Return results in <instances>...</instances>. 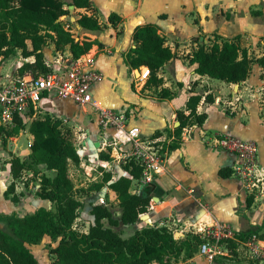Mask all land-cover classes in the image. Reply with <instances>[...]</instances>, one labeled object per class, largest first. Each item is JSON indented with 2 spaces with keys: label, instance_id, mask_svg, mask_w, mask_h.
Returning <instances> with one entry per match:
<instances>
[{
  "label": "crops",
  "instance_id": "0c3cea01",
  "mask_svg": "<svg viewBox=\"0 0 264 264\" xmlns=\"http://www.w3.org/2000/svg\"><path fill=\"white\" fill-rule=\"evenodd\" d=\"M92 2L90 8H79L75 5L66 7L74 10L76 15L74 17L76 31L80 34V37L74 34L76 39L80 42L85 40L95 42L91 52L87 54L93 57L95 67L102 73L92 89L93 98L99 106L125 113L127 126L138 127L144 139H151L157 130H161L163 138L166 139L165 146H168L172 139L166 137L165 129H174L180 124L178 111L189 113L187 102L191 95H201L202 100L197 111L208 114L203 125L193 124L184 128L183 142L179 149L170 151L164 147V171L156 175L153 182L154 202L148 212L151 223L141 217V221L136 224L120 222L115 229L121 234L122 231L128 233L122 234L127 237L147 225L167 226L176 237H184L188 231L202 234L205 229H213L217 225H225L232 235L261 225L264 222V156L259 157L258 147V175L262 179L258 186L249 187L244 176L236 170L239 166L238 155L222 147L219 139L223 136H233L240 140H255L258 145L256 134L249 131L248 126L242 134L234 131L232 126L241 118L238 111L240 114L241 111L243 113L247 111L246 103L251 97L257 98L258 114L264 119L261 112L264 107H261L260 103L263 91L256 92L257 87L264 89L263 68L254 62L250 76L246 80L231 83L196 72V64L190 62L189 55L196 46L197 39L208 42L206 36H213L216 33L227 38L240 35L242 45L252 56L249 45L254 40L249 43L247 40H256L253 49L264 45V0H92ZM112 13L122 17L117 26L110 21ZM82 14L97 16L102 28L91 30L82 27L78 23ZM148 22L156 23L160 27V32L167 39L166 43L175 53V56L158 72L162 79L160 85L148 81L150 74L147 78L143 77L147 66L131 68L124 57V53L136 45L133 38L135 28ZM51 45L52 50L55 44ZM46 47L44 53L47 63H54L61 58H73L68 46L66 47L68 49L62 51L56 49L57 56L55 52L49 53L48 56ZM263 54L264 51L255 57ZM28 61H35V57L19 55L3 58L2 70L4 73L17 72ZM123 70L125 77L121 74ZM163 89H168L170 96L164 95ZM209 93H212L214 102L206 100ZM52 99L63 103L58 112L56 106L52 108L49 106ZM221 102L227 104V109L222 112L216 111ZM40 113H48L53 118L61 120L62 131L70 130L77 138L76 146L81 160L79 166H74V170L78 171L80 178H84L86 173L84 182L79 179L81 186L85 188L88 186L87 179L92 182L90 184L103 181L106 174L111 173V178L100 189L76 193L83 202V207L80 208L76 219L81 221L82 228L76 223L75 227L88 232L94 222L91 210L95 202L111 209L112 205L116 206L117 213L114 214L120 217L118 194L109 184L122 175L129 174L126 168L128 162L123 158L128 144H115L117 129L101 126L100 113L94 107L80 105L72 99H62L50 94L40 101L37 109H32L29 115L22 118L25 127L9 137L7 146H4L0 139V226L7 228L4 220L6 214L16 212L19 216H25L40 207H53L49 199L39 195L43 174H48L45 173L48 170L45 164L39 165L38 173L24 169L18 178H14L11 173L10 160L13 153L24 160L32 151L34 136L30 131V125ZM120 138L127 139L124 134ZM103 155H107L108 158ZM222 167H230L234 172L224 177L219 172ZM48 171L51 172V176L54 175V171ZM71 175L73 177L72 172ZM91 178L94 181H91ZM73 180L75 183V175ZM12 182L15 183L18 201L5 196V191ZM135 189L136 186L132 184L131 192H135ZM251 196L254 199L249 203L248 198ZM45 238L50 237L46 235L40 243L29 245L35 255L37 251L43 254L44 258L38 259L39 264L45 259L44 253L39 249ZM258 239L264 253V239ZM247 241L238 243V258L226 262L219 261L224 259L219 258L213 264H251L252 261L254 264H264V255L259 258L252 256ZM53 261L55 264L54 258ZM172 264L210 262L198 247L190 258Z\"/></svg>",
  "mask_w": 264,
  "mask_h": 264
},
{
  "label": "trees",
  "instance_id": "16d2710c",
  "mask_svg": "<svg viewBox=\"0 0 264 264\" xmlns=\"http://www.w3.org/2000/svg\"><path fill=\"white\" fill-rule=\"evenodd\" d=\"M92 4V0H0V55L8 58L20 49L24 57L34 56L35 61L24 63L18 71L21 74H39L49 71L44 53V47L49 41L60 51L68 46L74 58L91 52L95 42L77 40L60 18L70 13L66 5L90 8ZM110 21L117 26L122 17L112 13ZM78 23L91 30L102 28L95 15L82 14ZM213 36L215 40L211 43L204 39L196 40L197 44L189 55L190 62L196 64V72L226 82L240 83L250 76L253 63L256 62L263 68L264 78V54L251 56L242 45L240 35L227 38L215 33ZM133 38L136 45L124 53L126 63L131 68L147 66L150 70L148 81L160 85L162 79L158 76L159 70L175 56L166 43V37L156 23L148 22L135 28ZM28 40L32 43L31 47ZM162 93L170 96L168 89H163ZM201 100V95H191L187 102L189 113L178 111L180 124L174 129H165L166 137L172 138L168 146H165L166 139L161 130H157L151 139L164 144L170 151L179 149L183 142L184 128L193 124L203 125L208 117L206 112L197 111ZM206 100L214 102L212 93L206 96ZM16 120L17 125L13 128L0 125V139L4 146L8 145L12 134L25 127L21 116L17 115ZM61 124V120L50 114L40 113L30 125L34 136L32 151L24 160L14 153L12 155L10 162L14 178L20 177L24 169L38 173L40 164L54 171L53 176L43 174L39 192L42 198L53 203V207H40L25 216H19L16 212L4 215L7 228L0 226V264H39L29 245L40 243L46 235L57 242L51 248L55 264H172L190 258L196 252L204 239L195 231H188L184 237H176L167 226L147 225L125 237L115 229L120 222H140L154 202L153 183L139 193L131 192L133 179L139 177L142 171L134 163L127 164L128 175H122L109 184L118 194L120 217H116L109 206L95 202L91 210L94 222L88 232L78 230L75 221L83 202L77 197L70 166L72 163L79 166L81 157L73 134L70 130L62 131ZM103 156L108 158L107 155ZM219 172L227 177L234 170L222 167ZM110 178L111 173H108L103 181L84 187L83 190H98ZM5 196L13 201L19 200L14 182L6 189ZM253 199V196L249 197L248 202H253ZM254 235L264 239V222L246 232H236L233 238H226L230 252L228 256L221 257L224 258L221 261L238 258V243Z\"/></svg>",
  "mask_w": 264,
  "mask_h": 264
},
{
  "label": "built area",
  "instance_id": "2783aa9c",
  "mask_svg": "<svg viewBox=\"0 0 264 264\" xmlns=\"http://www.w3.org/2000/svg\"><path fill=\"white\" fill-rule=\"evenodd\" d=\"M46 64L49 71L45 73L21 74L19 71L4 73L3 56L0 55V125L7 128L15 127L17 115L21 118L26 117L32 109L39 107L44 97L50 94L62 99H72L80 105H89L100 113L101 126L117 129L115 144H128L123 153L126 162L141 167V175L133 179L135 192L139 193L148 184L153 183L156 175L164 171V146L157 143V140L144 139L138 127L127 126L125 113L102 108L97 104L92 89L102 73L95 67L93 57L83 54L78 58H61L54 63L46 62ZM149 74L148 68L143 77L147 78ZM122 134L127 137L126 140L120 138ZM219 143L238 155L239 166L236 170L244 176L248 186H258L262 178L258 175L257 142L223 136L219 139ZM201 235L204 240L199 245V250L210 264L215 263L218 257L229 254L230 249L225 239L233 238L234 235L225 225L205 229ZM258 240L254 235L247 241L251 255L256 258L264 255Z\"/></svg>",
  "mask_w": 264,
  "mask_h": 264
},
{
  "label": "rangeland",
  "instance_id": "374dc122",
  "mask_svg": "<svg viewBox=\"0 0 264 264\" xmlns=\"http://www.w3.org/2000/svg\"><path fill=\"white\" fill-rule=\"evenodd\" d=\"M63 16H61V20L63 21L65 27L69 28L72 31V33L75 34V36L80 37V34L76 31V26H75L76 21L74 20V17H76V15H74V10L70 9L69 15H66L65 17H63ZM206 38H208L209 43H211L212 41L215 40V37L211 36V35L206 36ZM251 41H253V42L249 45V48H250V51L253 53L252 56L255 57L264 51V45H259L257 48L253 49V47L256 45V43H255L256 40L255 39L247 40L248 43ZM51 44H53L52 41L48 42L46 45L48 56H49V53H51V52L53 53L56 50L55 46L52 50L50 49L53 47ZM28 45H29V47L32 46V43L30 40H28ZM65 49H68V48H65ZM19 55H22V52L20 49H17L16 53L11 55L10 58L16 57ZM55 56H57L56 52H55ZM121 74L123 77H125L124 70H123V72H121ZM256 90H257L256 92L263 91L262 97L260 98V103L262 105L261 107H264V101L262 100V99H264L263 98L264 97V89H262L261 87H257ZM62 104H63L62 102H60L58 100H54V99H52L49 102V106H51V108L53 106L57 107L56 112H58V109L62 106ZM246 105H247V111L245 113H243V111H241L242 114H240V111H238V114L241 116V118L238 120L237 123L233 124V126H232L233 130L242 134V131L245 130L246 126H248L249 127L248 130L251 131L253 134L254 133L256 134V138L258 141V147H259V157L262 155L264 156V119L261 118L258 114L259 104H258L257 98H253V97L249 98ZM224 109H227V104L224 102H221L220 106H218L216 108V111L222 112V110H224ZM52 110H54V109H52ZM261 112L264 115V108L261 110ZM22 138H24V137H22ZM73 140H74L75 145H77L78 140L75 136H73ZM70 167H71V172L73 174V177L75 175L76 193L80 194L82 192V190L84 189V186H81L80 180L82 182H84L83 179H85L86 173L84 175V178H80L78 176V171L74 170V164L73 163L71 164ZM45 173H48L49 175L51 174V172L48 170H46ZM87 181H88L87 182L88 186H86V188L93 185V184H90L92 182H90L89 179H87ZM91 181H94L93 178H91ZM112 209H113L114 213H117V207L116 206L112 205ZM75 223L82 228L80 220H76ZM79 228H77V229L80 230ZM122 234L125 235L128 233H123V231H122ZM45 239L46 240H44L40 246L41 248H39L42 250V252L45 255V259L41 260V261H42V264H53L54 263V261H53L54 255L51 252V248L54 247V245H56L57 243H56V241L50 240V238H45ZM36 256L38 257L39 260L44 258L43 254L40 251H37ZM219 258H221V257H218V259Z\"/></svg>",
  "mask_w": 264,
  "mask_h": 264
},
{
  "label": "water",
  "instance_id": "95a60500",
  "mask_svg": "<svg viewBox=\"0 0 264 264\" xmlns=\"http://www.w3.org/2000/svg\"><path fill=\"white\" fill-rule=\"evenodd\" d=\"M71 7H74V5H71ZM60 20H61V18H60ZM142 219H147V221L150 222L149 214H144V215L142 216ZM150 223H151V222H150Z\"/></svg>",
  "mask_w": 264,
  "mask_h": 264
}]
</instances>
